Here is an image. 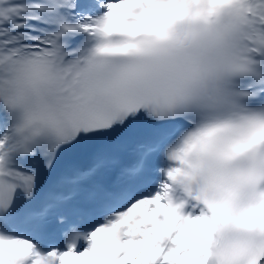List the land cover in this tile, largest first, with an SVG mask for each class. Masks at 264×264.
<instances>
[{
    "label": "bare ground",
    "instance_id": "6f19581e",
    "mask_svg": "<svg viewBox=\"0 0 264 264\" xmlns=\"http://www.w3.org/2000/svg\"><path fill=\"white\" fill-rule=\"evenodd\" d=\"M100 2H104V3H108L110 0H99ZM182 207H184L186 209V205L181 204ZM191 208H194V211L191 214L192 217V221L194 226H198V237H194L195 242H197V245L200 243L199 248H201V250H199V248H197L196 250V255H194V257L191 258V260L189 261V264H203L204 261V255H205V249H204V244L202 243L203 241L201 239L204 240V235H203V231L206 228V224H203L199 221L198 223V212L201 211L199 210V207L196 206V204H191L190 205ZM181 233L182 231L175 228V233L173 240H169L163 250V248L159 247L158 245H154L153 246V253L151 255L150 258L146 257L145 262H147L148 264H165L168 260L170 259H175L178 257V255L180 256L182 249L181 248V244H180V239H181ZM193 243V240H192ZM173 249V252H177L176 254H172L171 256L167 253V251L169 249ZM178 254V255H177ZM259 264V263H258Z\"/></svg>",
    "mask_w": 264,
    "mask_h": 264
},
{
    "label": "rangeland",
    "instance_id": "374dc122",
    "mask_svg": "<svg viewBox=\"0 0 264 264\" xmlns=\"http://www.w3.org/2000/svg\"><path fill=\"white\" fill-rule=\"evenodd\" d=\"M200 214V213H199ZM192 219L186 220L184 222L183 227L180 229L182 231L181 233V239L180 244L182 252L180 256L178 255L175 259L168 260L165 264H189V261L191 260L194 255H196L197 250V242H195L194 237H198V226H194L193 222H191ZM199 223V222H198ZM205 232L203 231V235L205 238ZM193 240V243H192ZM203 241V239H201ZM164 250V249H163ZM167 253L171 256L172 254H176L177 252H173V249H169ZM259 264H264V258L259 262Z\"/></svg>",
    "mask_w": 264,
    "mask_h": 264
}]
</instances>
